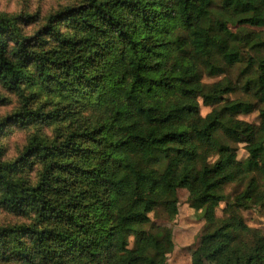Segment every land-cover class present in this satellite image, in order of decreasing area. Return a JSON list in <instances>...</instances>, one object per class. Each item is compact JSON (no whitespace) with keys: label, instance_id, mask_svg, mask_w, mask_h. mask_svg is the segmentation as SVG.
<instances>
[{"label":"trees","instance_id":"16d2710c","mask_svg":"<svg viewBox=\"0 0 264 264\" xmlns=\"http://www.w3.org/2000/svg\"><path fill=\"white\" fill-rule=\"evenodd\" d=\"M89 7L94 10L85 19L90 38L80 55L74 60L56 56L42 63L41 58L33 61L41 63L45 86L47 65H52L70 88L110 111L109 124L73 133L61 146L63 151L56 153L69 163L64 165L68 179L61 181L63 187L55 195L71 196V203L54 206L43 201L41 214L61 217L55 222L62 231L53 233L60 245L55 257L48 240L39 244L41 256L55 259V264H73L84 257L95 260L96 253L114 244L123 250L125 232L134 222H144L140 204L147 211L161 203V215L177 210L180 185L188 187L191 201L209 214L220 188L237 170L239 143H246L245 151L250 153L246 169L264 176V125L233 127L225 117V113H251L258 107L228 99L227 93L241 86L264 104V31H259L264 29V0H91ZM249 12L254 15L248 16ZM233 19L237 25L249 23L258 29L247 32L243 47H233L238 39L228 27ZM11 42L16 43L18 66L6 59ZM24 49L12 28L0 22V76L10 87L23 77ZM227 68H234V74L226 75ZM222 74L224 81L203 86L206 102L217 105L214 118L204 128H184L182 122L198 112L194 97L202 94V78ZM245 76L251 78L242 80ZM201 147L223 153L215 169L193 167ZM159 155L168 160L170 173L153 171ZM180 164L185 165L183 175H177ZM257 183L253 175L236 199H247ZM4 185L7 178L0 175V186ZM208 219L212 223L214 218L209 214ZM154 239L150 233L145 235V242ZM33 240L35 248L39 237ZM142 250L138 242L123 264H151L139 255ZM10 252L28 254L19 244ZM257 253L247 264H264V247H257ZM8 259L0 256V261Z\"/></svg>","mask_w":264,"mask_h":264},{"label":"clouds","instance_id":"9594fccd","mask_svg":"<svg viewBox=\"0 0 264 264\" xmlns=\"http://www.w3.org/2000/svg\"><path fill=\"white\" fill-rule=\"evenodd\" d=\"M90 3L91 0H0V22H6L25 45L23 77H18L16 85L10 87L9 81L0 76V175L7 178V185L0 186V256L9 257L0 264H55V259L46 260L41 256L39 244L48 240L51 255L55 257L60 245L53 233L62 231V226L55 222L61 217L41 214L43 201L52 202L54 206L71 203V196L61 199L55 195L63 187L61 181L68 179L64 165L69 163L56 153L63 151L61 146L73 133L110 123L108 106L95 98L84 99L66 84L52 65H47V86L41 79L44 59L64 56L74 60L82 53L83 44L90 38L85 22L94 11ZM252 15L254 13H248ZM236 19L231 21L235 25L232 30L238 36L233 47H243L247 32L254 29L249 23L237 25ZM8 49L6 59L18 66L20 58H14L16 43H9ZM38 58L41 63H34ZM225 79L226 75L222 74L201 80L202 94L194 97L198 112L182 122L184 128H204L211 122L217 105L206 102L207 88L203 86ZM227 97L234 103L258 105L251 113H225L231 126L264 125L261 114L264 104L246 94L242 86L228 92ZM177 98L178 95L172 100ZM84 146L94 147L90 143ZM239 146L241 152L235 155L237 170L211 205L212 223L205 207H197L191 201V190L180 185L178 191L185 194L180 201L185 210L183 219L178 210L161 215V203L147 211L141 203L139 210L144 222H134L125 232L127 246L123 250L114 244L96 253L95 260L84 257L74 260L73 264H123L127 252L136 250L138 242L143 249L139 255L151 264H247L250 257L258 254L257 247H264V176L246 169L244 162L250 153L245 151L246 143ZM199 156L193 165L197 171L215 169L224 159L223 153L215 147H201ZM167 164L168 160L159 155V162L151 167L156 173H163ZM184 168L185 165L180 164L177 175H183ZM253 175L258 180L254 190L247 199L237 200ZM155 191L158 194L159 187ZM149 233L155 239L145 242V235ZM34 237H39L35 248ZM156 241L160 242V247H156ZM16 244L28 254L12 255L10 248Z\"/></svg>","mask_w":264,"mask_h":264},{"label":"rangeland","instance_id":"374dc122","mask_svg":"<svg viewBox=\"0 0 264 264\" xmlns=\"http://www.w3.org/2000/svg\"><path fill=\"white\" fill-rule=\"evenodd\" d=\"M228 27L232 30L233 27H235V25L228 24ZM253 29H254V31H252V32H255L256 30H258L256 28H253ZM227 70H228L227 73H225L226 75H233L234 72H235V69L234 68L233 69L227 68ZM204 78H206V77H203L202 79H204ZM240 144L241 143H239V144L236 145V154H239L241 152V148L239 146ZM166 168H167V166H166ZM171 169H172V167H168V169H165L164 173H170L171 172ZM226 186H227V184L223 185L220 188V192H222ZM178 189L176 190L177 210L180 211V213H181V219H183V214H184V211L185 210L183 209L182 204H180V201L184 200L185 194L182 191H178Z\"/></svg>","mask_w":264,"mask_h":264}]
</instances>
